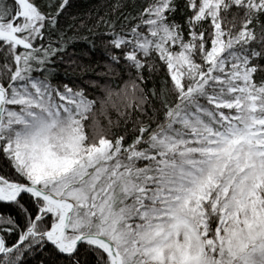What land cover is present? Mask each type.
Segmentation results:
<instances>
[{
	"label": "snow or ice",
	"instance_id": "snow-or-ice-1",
	"mask_svg": "<svg viewBox=\"0 0 264 264\" xmlns=\"http://www.w3.org/2000/svg\"><path fill=\"white\" fill-rule=\"evenodd\" d=\"M0 264H264V0H0Z\"/></svg>",
	"mask_w": 264,
	"mask_h": 264
}]
</instances>
